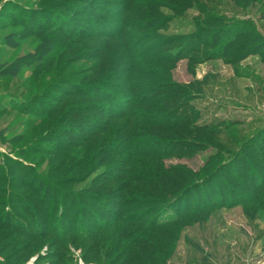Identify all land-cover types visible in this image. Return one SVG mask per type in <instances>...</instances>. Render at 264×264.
<instances>
[{
	"label": "rangeland",
	"instance_id": "374dc122",
	"mask_svg": "<svg viewBox=\"0 0 264 264\" xmlns=\"http://www.w3.org/2000/svg\"><path fill=\"white\" fill-rule=\"evenodd\" d=\"M122 1L0 0V264H122L126 254L131 264H264L263 203L232 204L253 193L232 178L248 179L241 157L264 155V0ZM85 85L116 95L111 118L72 94ZM164 97L179 122L149 126ZM145 134L177 149L158 159L145 151L152 139L134 150ZM237 153L230 175L187 200L133 206L118 221L82 198L127 199L139 183L126 176L152 179L158 166L201 179ZM121 157L127 174L97 182L103 159Z\"/></svg>",
	"mask_w": 264,
	"mask_h": 264
},
{
	"label": "trees",
	"instance_id": "16d2710c",
	"mask_svg": "<svg viewBox=\"0 0 264 264\" xmlns=\"http://www.w3.org/2000/svg\"><path fill=\"white\" fill-rule=\"evenodd\" d=\"M233 1H235V0H233ZM126 3L128 5H130L132 2L130 0H127L126 2H125V0L122 1V5L124 6L123 9L124 8L126 9V5H125ZM107 4H108V1H103L101 3L100 7L95 9V12H102L104 10V9L102 10V8L105 7ZM114 6H118V5H114ZM118 8H120V7H118ZM45 13L47 14V11ZM32 25H33V23H31L28 20V23H26L25 28L27 30H29V29H31ZM223 47H224V44H223ZM40 52H41L40 57L38 56L34 60H38L43 56L45 57V55L49 51L43 52L42 50H40ZM17 63L18 62L12 63L10 65V67L14 65L15 69H17V67H16ZM3 70H5V69H3ZM63 81H66V82H63ZM68 81L69 80L66 78L59 79L58 84H60V83L67 84ZM68 84L72 85L71 83H68ZM62 90L66 91L67 89H62ZM71 92H73L72 94H75L76 96H80V97L82 96L83 98L89 100L87 103H85L86 106L83 107L87 111H98V112L106 114V116L109 118H111V116L113 115V113H109V112H112V110H113L112 108H114L113 104H115L114 102H116V99H115L116 95L114 93H111L110 91H107L106 88H104V87L99 88L96 86L85 85L82 87L79 86L77 88L74 87V89H72ZM166 97L168 98L170 96H166ZM133 102H135V101H133ZM167 102H169V99H165V97L163 99L161 98V99L154 101L152 108L159 110V113H158V116L152 117V119L150 120L149 126L154 127V126H159L162 123L168 122V123L174 124V123L179 122L178 117L172 116V114H174L175 111L171 112L172 108H168L169 105H167ZM164 106H166V108H165L166 111L160 110L161 108L164 109ZM72 108L75 109L74 107H72ZM125 112L122 114L119 113L120 116L125 115L126 114ZM180 121H182V120H180ZM89 122L92 123L94 121H93V119H89ZM93 125H95V123L92 124V127H93ZM100 127H103V126H97V127L93 128L92 130L94 131L95 129L100 128ZM189 131L191 132L192 130L190 129ZM153 137L148 136V134L135 137L132 140V141H134L132 143V147L135 145L134 150L136 148H138V150L140 151L141 148H143V146L147 142H149L150 140L153 139V140H155V143L153 142L151 144H154V145H149L148 150L146 149L145 151H147L148 154L150 152H153V154L156 153L158 159H160L161 156L164 153H166L168 150L171 151V150L177 149V146H171V144H172L171 142L165 141V139H164V141H163V139H159V140L154 139ZM244 144L248 145L247 143H244ZM125 147L126 146L124 144L118 145L116 148L108 149V152L111 154L119 153L118 150L120 149L122 151V149H124ZM160 147H163V148L160 149ZM251 147H252V145H251ZM108 152L107 153L104 152V153H100V154H105L104 156H107ZM237 156H238V153L235 156H233V158L232 157L226 158V161L224 160L222 163L218 164L217 166L214 165V168L212 170L206 171L205 173H203L205 175L201 179H193V176L198 171H195V173H193L191 170H178V171H176L173 169L175 172L174 175H167L165 173V170H164L165 168H163L162 166L161 167L158 166L156 168L155 176L152 177V179H151V177L150 178L146 177V176H144V177L143 176H136L135 177V176H132L131 174H128L126 176V178H128L131 181H135V182L139 183L136 187H132V188L130 187L129 188L133 192L132 194H135L134 196H136V197L131 196V197H128L126 199V198L122 197L121 195L118 196V194H116V192L115 193L109 192L102 197H101V195H84L83 194L82 198L84 200H87L91 204L101 206L103 211L106 212V216L104 217L105 218L104 220H106V218H109V219H112V221H118L120 212L121 213H123V212L127 213L128 210H135L134 208H136V207L133 208V206H137V207L138 206H144V205L156 206L157 204H159L161 202H163L165 204V202L171 203V202L181 201L182 199L188 198L189 193H191L193 190H196L199 186H202L204 184H209L214 178H216L218 176V173L222 172L223 174L226 173V174L230 175L231 172H233V171L231 170L230 166L226 165V163L231 162L230 161L231 159H233V160L236 159ZM248 157L249 158H247V157L245 158L244 156L241 157V162L245 161V163L244 162L241 163L242 168H243V166H246L250 172L248 179L241 178L239 173H236L237 171H235L233 173L232 178L233 179L235 178V180L237 181V185L240 188H244L246 191H253V193L251 195H247L244 199H240V200L238 199V201H235L232 204L234 205L235 203H237V204L247 205L249 203L251 204V203L257 202V204L263 203V205H264V198L259 193V192H261V190L264 189V177H261V180L259 178L260 173L264 174V155H259V153L250 151ZM126 158L127 157H125V158L123 157V159H122V157L119 159L116 158L115 161H112L110 159L108 162L105 161V159H103L104 162H102V164H105V162H106L107 166H109V167H106V170L104 173H102L103 176H101L100 179H98L99 177L97 178L98 179L97 182L107 183V182H114L115 180H121V177L123 178V176L127 174V173H125L126 172L125 170L128 167L129 162L127 161ZM255 159H257V163H255ZM209 161L213 162L211 159ZM206 165L208 166V165H212V164L207 163ZM206 170H208V169H206ZM113 172H115V173L120 172V174L113 175L114 174ZM97 179H95V180H97ZM255 181H257L258 184H256ZM92 182H94V181H92ZM222 184H224V183H222ZM225 185L226 184H224V186ZM226 188H227V190H229V192H234V188L232 189V188L228 187V185H226ZM113 190L116 191L117 189L113 188ZM121 191H122V189L118 190V192H121ZM248 194H249V192H248ZM66 195L67 194H64V196H66ZM76 196L77 195H75L71 199V201L73 203H75V201L79 199V196H77V197ZM160 196H162L163 200L157 201L156 198L160 197ZM75 197H76V199H75ZM117 210H119L118 211L119 214H118ZM187 211H189V210H188V207L186 206L183 209L182 214L186 213ZM147 212H148V210L146 212L145 211L142 212L143 216H145L144 214H146ZM129 216H130V214L128 215V217L125 216L126 220L125 219H123V220L125 222H129L132 220H135L138 222V221H141L143 218V216L142 217L135 216V215H131L130 217ZM153 223H155V221H153ZM99 227H101V225ZM99 227H97V228H99ZM91 246H93V245L90 244L89 247H91ZM132 260L133 259H131L129 257V255L126 254V256L123 259L122 264H131Z\"/></svg>",
	"mask_w": 264,
	"mask_h": 264
}]
</instances>
